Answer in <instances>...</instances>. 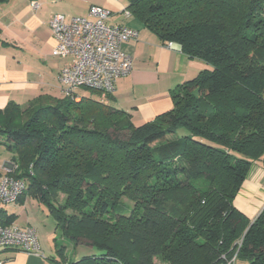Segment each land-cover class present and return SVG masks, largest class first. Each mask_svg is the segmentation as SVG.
<instances>
[{
	"label": "trees",
	"instance_id": "trees-1",
	"mask_svg": "<svg viewBox=\"0 0 264 264\" xmlns=\"http://www.w3.org/2000/svg\"><path fill=\"white\" fill-rule=\"evenodd\" d=\"M126 2L206 66L139 125L90 88L9 102L0 134L13 152L8 174L26 183L18 200L31 195L64 239L98 249L67 260L55 238L54 264H264V208L250 219L235 205L264 161V0ZM4 212L0 224L12 223Z\"/></svg>",
	"mask_w": 264,
	"mask_h": 264
},
{
	"label": "crops",
	"instance_id": "crops-1",
	"mask_svg": "<svg viewBox=\"0 0 264 264\" xmlns=\"http://www.w3.org/2000/svg\"><path fill=\"white\" fill-rule=\"evenodd\" d=\"M32 1H37L40 6L32 7ZM61 1L63 0L0 2V109L11 101L26 106L41 95L50 100L65 96L60 73L68 59L53 56L56 39L49 25L54 13H62ZM91 5L109 9L112 12L111 24L128 26L139 32L137 39L123 44L124 51L133 58V67L127 76L117 79L115 91L108 101L129 114L136 125L153 120L171 109V91L195 77L206 63L184 53L176 42L169 47L168 41L160 40L137 18H132V15L125 17L121 10L127 6V2L100 0ZM88 10L78 16H86ZM78 93L80 95L81 92ZM101 97L106 96L101 93ZM2 135L0 134V178L14 168L13 152L3 143ZM17 201L3 204L0 210L16 215L17 219L12 223L33 226L38 230L31 218L24 216L23 210L16 208L27 207L30 197L26 196L25 202ZM235 205L250 219H254L264 208V161L253 164L235 198ZM38 240L40 246L39 234ZM0 260L3 264H54L41 248L39 253L12 247L1 248ZM237 264L246 263L237 261Z\"/></svg>",
	"mask_w": 264,
	"mask_h": 264
},
{
	"label": "built area",
	"instance_id": "built-area-1",
	"mask_svg": "<svg viewBox=\"0 0 264 264\" xmlns=\"http://www.w3.org/2000/svg\"><path fill=\"white\" fill-rule=\"evenodd\" d=\"M31 5L40 6L37 1H32ZM121 12L125 17L131 16L126 7ZM111 16L109 9L99 5H91L86 16L68 17L63 13L51 16L49 25L56 39L52 54L68 59L60 73L65 95L79 99L78 90L82 88L98 90L104 96L112 94L117 79L131 72L133 58L124 51L123 44L137 39L139 32L128 26L111 24ZM167 44L170 47L173 42ZM25 189L23 179L3 175L0 178V208L5 203L17 201ZM9 247L39 253L36 228L17 223L0 224V249Z\"/></svg>",
	"mask_w": 264,
	"mask_h": 264
},
{
	"label": "rangeland",
	"instance_id": "rangeland-1",
	"mask_svg": "<svg viewBox=\"0 0 264 264\" xmlns=\"http://www.w3.org/2000/svg\"><path fill=\"white\" fill-rule=\"evenodd\" d=\"M99 1L100 0H63L61 1L62 2L61 4L63 6L62 13L68 14L70 16L84 14L88 10L91 3H95ZM119 1L126 2V0H119ZM132 18L135 17L132 15ZM110 21H112V19H110L109 22ZM78 91L82 92L84 91V89H79ZM26 196L30 197V201L27 207L20 208L19 206H16V208L19 209V211L23 210L24 216L30 217L32 223L37 227L38 229L37 231L40 238V248L41 250L45 251V253H47V256L51 258H58L55 250V243H54L55 238H57V240L60 243L65 244L67 246L66 247L67 260L70 258L71 259L77 258L83 255L94 254L98 252V249L95 248L94 246H88L83 244L74 246L73 244L68 242V240L64 239V237L61 235L60 229L56 228V221L54 217L51 215L48 207L44 203L39 202L37 199H35L34 197L28 194L24 196V198L22 199L23 201L26 198ZM63 199H64V195L60 194L58 200L62 202ZM126 202L130 205L133 204L129 200H126Z\"/></svg>",
	"mask_w": 264,
	"mask_h": 264
}]
</instances>
